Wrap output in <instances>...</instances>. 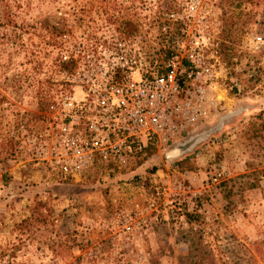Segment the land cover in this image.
<instances>
[{
    "label": "rangeland",
    "instance_id": "374dc122",
    "mask_svg": "<svg viewBox=\"0 0 264 264\" xmlns=\"http://www.w3.org/2000/svg\"><path fill=\"white\" fill-rule=\"evenodd\" d=\"M6 10L0 264H264V137L249 129L264 118V0H0ZM194 38L219 61L221 101L177 142L226 116L222 127L173 159L74 164L69 102L86 67L123 62L116 42L147 68Z\"/></svg>",
    "mask_w": 264,
    "mask_h": 264
},
{
    "label": "built area",
    "instance_id": "2783aa9c",
    "mask_svg": "<svg viewBox=\"0 0 264 264\" xmlns=\"http://www.w3.org/2000/svg\"><path fill=\"white\" fill-rule=\"evenodd\" d=\"M168 28L161 24L159 29L164 33ZM115 45L113 52L123 62L107 67L90 63V75L82 78L84 96L70 98V148L79 157L74 164H92L94 156L107 164H127L149 149L165 151L221 101L222 69L214 55L203 56L206 42L176 43L179 50H167L161 63L151 60L147 68L137 63L135 51Z\"/></svg>",
    "mask_w": 264,
    "mask_h": 264
},
{
    "label": "water",
    "instance_id": "95a60500",
    "mask_svg": "<svg viewBox=\"0 0 264 264\" xmlns=\"http://www.w3.org/2000/svg\"><path fill=\"white\" fill-rule=\"evenodd\" d=\"M230 114H233V113L229 112L227 116H229ZM225 118L226 116H223L214 127L209 128L208 130L196 133L182 141L176 142L172 147L167 148V150H165L163 154L168 159L179 157L184 152L191 150L197 143H199L204 138H206L210 133H213L216 130L220 129L222 127V123Z\"/></svg>",
    "mask_w": 264,
    "mask_h": 264
},
{
    "label": "trees",
    "instance_id": "16d2710c",
    "mask_svg": "<svg viewBox=\"0 0 264 264\" xmlns=\"http://www.w3.org/2000/svg\"><path fill=\"white\" fill-rule=\"evenodd\" d=\"M7 11H8V13H7ZM5 12H6L5 15L0 17V26L5 25V24H9L12 22L11 14L9 13V10H6ZM161 62H162V60L160 61V63ZM232 92L235 93L236 88H234L232 90ZM249 129L253 135H256V136L259 135V136L264 137V118H263L262 113L253 117L252 121L249 124ZM250 185H251L250 187H253L252 185H254V184L250 183ZM185 215L187 218V222H189V223H192L193 220H197V217H199L196 212H191V213L187 212Z\"/></svg>",
    "mask_w": 264,
    "mask_h": 264
}]
</instances>
